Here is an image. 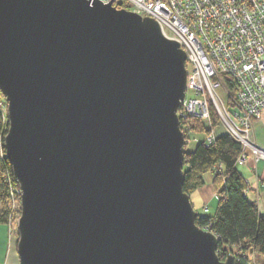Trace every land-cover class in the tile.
<instances>
[{
  "label": "water",
  "instance_id": "obj_1",
  "mask_svg": "<svg viewBox=\"0 0 264 264\" xmlns=\"http://www.w3.org/2000/svg\"><path fill=\"white\" fill-rule=\"evenodd\" d=\"M186 59L112 3L0 0L20 264H237L183 190Z\"/></svg>",
  "mask_w": 264,
  "mask_h": 264
},
{
  "label": "built area",
  "instance_id": "obj_2",
  "mask_svg": "<svg viewBox=\"0 0 264 264\" xmlns=\"http://www.w3.org/2000/svg\"><path fill=\"white\" fill-rule=\"evenodd\" d=\"M99 1L155 19L186 52L187 89L178 109L186 142L194 132L191 119L201 120L209 125L207 144L230 134L243 147L238 163L250 157L264 163V147L254 137L264 111V0ZM5 102L0 97L2 111ZM212 109L217 127L211 126ZM20 199V188H11L10 212L22 209Z\"/></svg>",
  "mask_w": 264,
  "mask_h": 264
},
{
  "label": "trees",
  "instance_id": "obj_3",
  "mask_svg": "<svg viewBox=\"0 0 264 264\" xmlns=\"http://www.w3.org/2000/svg\"><path fill=\"white\" fill-rule=\"evenodd\" d=\"M0 96L3 97L1 91ZM191 122L194 132L210 133L203 121L191 119ZM218 124L219 117L212 109L211 126L217 127ZM9 128L8 112L4 115L0 109V223L7 225L11 188H20L6 155L5 137ZM242 154V144L230 134H221L211 144L203 140L192 151L185 148L183 190L191 195L204 187L207 173L213 174V186L219 196L217 206L210 215L198 213L197 224L220 237L218 255L221 260L231 251L236 254L237 264H253L256 254L264 255V214L258 203L246 194L249 182L238 168Z\"/></svg>",
  "mask_w": 264,
  "mask_h": 264
},
{
  "label": "crops",
  "instance_id": "obj_4",
  "mask_svg": "<svg viewBox=\"0 0 264 264\" xmlns=\"http://www.w3.org/2000/svg\"><path fill=\"white\" fill-rule=\"evenodd\" d=\"M264 128V111L262 112V115L259 117V119L256 121L255 124V133L254 137L256 142L264 147V144H262L260 141H264L260 138H258V132ZM239 164V163H238ZM247 168V174L243 173L245 177L247 178L249 182V188L246 192L249 199L252 201H256L259 205V209L262 214H264V163L260 162L257 163L253 157H250L248 161L244 164ZM213 179L214 176L212 173H207L205 175V185L204 187L196 190L194 193L190 195L191 201L194 205L195 210L197 213L202 214L200 211L197 210L196 206H204L205 210H208L209 204H211L213 201L219 198L214 186H213ZM193 196H197V203L195 204L193 202ZM216 209V208H215ZM8 234V227L5 228L3 225L0 224V241L1 238H6V241L9 237H7ZM10 245V246H9ZM9 254L6 253L4 257L2 252L0 254V264H8V262L12 261L10 264H20L19 255H17V248L14 243L10 242L9 244Z\"/></svg>",
  "mask_w": 264,
  "mask_h": 264
},
{
  "label": "rangeland",
  "instance_id": "obj_5",
  "mask_svg": "<svg viewBox=\"0 0 264 264\" xmlns=\"http://www.w3.org/2000/svg\"><path fill=\"white\" fill-rule=\"evenodd\" d=\"M2 98H4V100H6L5 97H4V95H3ZM5 106H6L5 111H2L1 110L4 113V115H5L6 112H8V103L6 104V102H5ZM203 125H204V127L206 129L209 126L207 123L206 124L204 123ZM208 135L209 134L206 131H204V132H192L190 134V140L186 142L185 148L188 151H192L197 146V144L200 143V142H202L203 140H205L208 137ZM258 138H259V140H260V138L262 140H264V128L261 129L258 132ZM260 142L262 144H264V141H260ZM238 168H239L240 171H242L243 173L247 174V169H246L247 167L244 166V164L239 163L238 164ZM192 199H193V202L196 204L197 203V199H198L197 196H193ZM218 199H216L211 204H209L208 210H205L204 209V206H201V207L200 206H196L197 207V210L200 211L204 215H208V214L210 215V214L214 213L215 212V208L217 206ZM20 216H21V210L20 211L19 210H15V208L13 206V210H11V212H9V223H8V225L7 224H1L0 223L5 228L8 227L7 237H9V241L10 242H12V243L15 244V246L17 248V253H18V242H19L18 224H19ZM1 240L2 241H0V254H1V252H2V254L4 253L3 256H2V257H4L6 253L9 254L10 249H7V248H9L10 242L8 243V239L6 241V238H4V239L1 238ZM229 254H231L232 256H236L235 253H233L231 251H228L226 258L223 261H226L227 260ZM17 255H19V253ZM10 263H12V261L8 262V264H10ZM253 264H264V255L259 254V253L256 254L255 257H254Z\"/></svg>",
  "mask_w": 264,
  "mask_h": 264
}]
</instances>
